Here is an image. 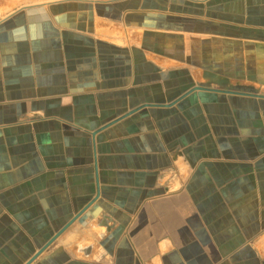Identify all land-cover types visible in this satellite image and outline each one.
Returning a JSON list of instances; mask_svg holds the SVG:
<instances>
[{"label":"crops","instance_id":"obj_1","mask_svg":"<svg viewBox=\"0 0 264 264\" xmlns=\"http://www.w3.org/2000/svg\"><path fill=\"white\" fill-rule=\"evenodd\" d=\"M0 264H264V0H0Z\"/></svg>","mask_w":264,"mask_h":264}]
</instances>
